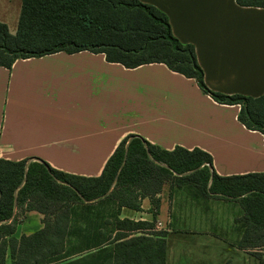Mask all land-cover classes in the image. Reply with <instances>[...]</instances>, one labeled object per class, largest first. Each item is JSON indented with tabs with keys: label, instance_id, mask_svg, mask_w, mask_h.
Here are the masks:
<instances>
[{
	"label": "crops",
	"instance_id": "1",
	"mask_svg": "<svg viewBox=\"0 0 264 264\" xmlns=\"http://www.w3.org/2000/svg\"><path fill=\"white\" fill-rule=\"evenodd\" d=\"M138 1L165 13L175 38L193 45L207 88L253 98L264 94L263 9L239 7L235 0ZM239 110L216 103L193 79L163 64L127 69L88 51L19 59L10 69L0 67V159L45 162L66 174L98 177L117 146L137 136L168 151L200 149L211 156L218 176L264 174V137L238 121ZM159 197L155 216L148 199L139 211L95 207L153 224L150 233L166 230L165 264H194L192 246L243 252L234 246L236 236L185 227L197 222L214 228L208 215L214 200L195 203L168 183ZM233 204L232 223L241 215ZM201 205L206 211L198 212ZM42 219L25 213L14 237L41 230Z\"/></svg>",
	"mask_w": 264,
	"mask_h": 264
},
{
	"label": "trees",
	"instance_id": "2",
	"mask_svg": "<svg viewBox=\"0 0 264 264\" xmlns=\"http://www.w3.org/2000/svg\"><path fill=\"white\" fill-rule=\"evenodd\" d=\"M235 2L264 10V0ZM82 51L103 54L107 62L127 69L163 64L193 79L216 103L238 105V121L264 137V94L253 98L207 88L193 45L175 38L166 14L152 5L22 0L16 33L0 22V67ZM166 183L186 191L195 203H236L241 215L232 223L234 246L264 264V174L218 176L211 156L200 149L168 151L137 136L117 146L98 177L66 174L45 162L0 159V264H165L166 230L150 233L153 224L119 219L113 208L110 214L109 207L95 204H111L119 213L122 208L139 211L148 199L155 216ZM27 212L40 213L43 228L17 239L19 214Z\"/></svg>",
	"mask_w": 264,
	"mask_h": 264
},
{
	"label": "rangeland",
	"instance_id": "3",
	"mask_svg": "<svg viewBox=\"0 0 264 264\" xmlns=\"http://www.w3.org/2000/svg\"><path fill=\"white\" fill-rule=\"evenodd\" d=\"M21 5L22 0H0V22L5 24L9 30L10 34H15L17 31L18 20L21 12ZM215 202L212 203L211 208L208 209V215L211 217L215 222V227L211 228L209 226H204V224H196L194 222L189 225H185L187 229H195V231L202 233L203 231H210L211 233L220 234L223 232L225 234L231 235L232 238L237 236L232 231V216L235 214V204L228 202L226 200H214ZM209 208V206H208ZM202 211L205 210V206L201 205L198 209ZM23 216L19 214V220H23ZM200 220V219H197ZM228 220V221H226ZM234 233V234H233ZM187 236H195L185 234ZM201 237V236H195ZM233 240V239H232ZM213 243H217L215 240L212 241ZM197 250V251H196ZM192 253V262L194 264H220L224 263L225 261H231L232 264H258L257 259L248 252H237L234 253L233 251L223 252L221 249L217 248L216 246H209V248L192 246L191 247Z\"/></svg>",
	"mask_w": 264,
	"mask_h": 264
},
{
	"label": "built area",
	"instance_id": "4",
	"mask_svg": "<svg viewBox=\"0 0 264 264\" xmlns=\"http://www.w3.org/2000/svg\"><path fill=\"white\" fill-rule=\"evenodd\" d=\"M156 228L157 229H163V230H165L164 228L161 227V224L160 223H157Z\"/></svg>",
	"mask_w": 264,
	"mask_h": 264
},
{
	"label": "water",
	"instance_id": "5",
	"mask_svg": "<svg viewBox=\"0 0 264 264\" xmlns=\"http://www.w3.org/2000/svg\"><path fill=\"white\" fill-rule=\"evenodd\" d=\"M184 175H187V174H184Z\"/></svg>",
	"mask_w": 264,
	"mask_h": 264
}]
</instances>
